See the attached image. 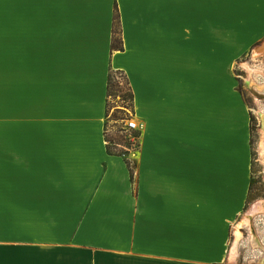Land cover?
Instances as JSON below:
<instances>
[{
    "label": "crops",
    "instance_id": "1",
    "mask_svg": "<svg viewBox=\"0 0 264 264\" xmlns=\"http://www.w3.org/2000/svg\"><path fill=\"white\" fill-rule=\"evenodd\" d=\"M262 45L264 0H0V264H223ZM115 73L134 151L106 139Z\"/></svg>",
    "mask_w": 264,
    "mask_h": 264
},
{
    "label": "rangeland",
    "instance_id": "2",
    "mask_svg": "<svg viewBox=\"0 0 264 264\" xmlns=\"http://www.w3.org/2000/svg\"><path fill=\"white\" fill-rule=\"evenodd\" d=\"M262 48L261 50L254 51V54L241 59L237 63L235 69L236 75L240 77L238 89L251 111L252 118L251 147L253 175L248 205L245 212L242 214V216L245 214V217L256 202L264 200V156L262 157L261 151V147H264V46ZM116 83H118V87L114 88ZM112 85L113 87L109 90L106 128V139L109 143V148L113 149V144H121L125 147L136 149L138 146V139L134 142L131 135L124 131L125 122L133 117L131 103L125 96L127 92L126 81L119 74L113 75ZM114 93H118V96H114ZM120 95L121 97H119ZM132 136L138 137L136 134ZM262 207L257 212H262V215H264V208ZM241 217L239 218L240 221L235 224L233 230V244L235 242V230L239 228L238 231L240 232V238L235 248V260H231L229 255L223 264H246L248 261L259 256L255 250L248 251V249H246L244 231L248 229V231L251 232V234H249L250 241H255L257 248L259 247V241L256 236L261 234V231L259 228L256 229L254 227L251 216L249 225L242 224L243 217ZM233 244H231L230 249L233 247ZM259 262L258 264H264L263 259H259Z\"/></svg>",
    "mask_w": 264,
    "mask_h": 264
},
{
    "label": "built area",
    "instance_id": "3",
    "mask_svg": "<svg viewBox=\"0 0 264 264\" xmlns=\"http://www.w3.org/2000/svg\"><path fill=\"white\" fill-rule=\"evenodd\" d=\"M142 129V125L138 124V122L131 117L130 119H128L125 122L124 125V131L126 133H129L132 137V139H134L133 141L135 142L136 139H138V137L136 136H132L134 135L132 132H137L139 130ZM128 150L125 151H129V150H135L133 148H128L126 147ZM137 148V147H136ZM123 156H125L123 154ZM252 222L254 223V227L257 229L259 228V230L261 231V234L257 235L256 238L259 241V247L257 248H253L251 241H250V236L249 234H251L250 231H248V229L246 231H244L245 234V247H247L246 249L249 250H255L258 253V257H255V259L248 261L246 264H258L259 259H263L264 260V215H262V212H257L254 216H252ZM244 244V243H242Z\"/></svg>",
    "mask_w": 264,
    "mask_h": 264
},
{
    "label": "bare ground",
    "instance_id": "4",
    "mask_svg": "<svg viewBox=\"0 0 264 264\" xmlns=\"http://www.w3.org/2000/svg\"><path fill=\"white\" fill-rule=\"evenodd\" d=\"M246 68V67H245ZM264 129V128H263ZM262 148V157L264 156V147H261ZM260 205L261 204H259V203H256V204H254L251 208H250V210L248 211V213H247V215H246V217L245 216H243V219H242V224H244V225H249L250 224V220H251V217L250 216H253V215H255L256 213H257V211L258 210H260ZM239 227V226H238ZM238 229L239 228H237L236 230H235V242H234V244H233V247H231V250H230V253H229V255H230V259L231 260H235V248H236V243H237V241H238V239L240 238V232L238 231ZM252 239H253V237H252ZM251 244H252V246L254 247V248H256V246H257V244L255 243V241H253V242H251ZM259 263H261V262H259Z\"/></svg>",
    "mask_w": 264,
    "mask_h": 264
},
{
    "label": "trees",
    "instance_id": "5",
    "mask_svg": "<svg viewBox=\"0 0 264 264\" xmlns=\"http://www.w3.org/2000/svg\"><path fill=\"white\" fill-rule=\"evenodd\" d=\"M116 33V31H115ZM118 73H115L114 75H117ZM120 75V74H119ZM122 76V75H121ZM112 80H113V75L109 76V80H108V95H109V90L111 89V87H113L112 85ZM127 84V83H126ZM118 87V83H116L114 85V88H117ZM120 93V92H119ZM117 95L118 96V93H114V96ZM126 98L130 101V103H132V100H133V95L130 91V89L128 88V85H127V92L125 94ZM121 97V95L119 96Z\"/></svg>",
    "mask_w": 264,
    "mask_h": 264
},
{
    "label": "water",
    "instance_id": "6",
    "mask_svg": "<svg viewBox=\"0 0 264 264\" xmlns=\"http://www.w3.org/2000/svg\"><path fill=\"white\" fill-rule=\"evenodd\" d=\"M262 97V96H261ZM264 98V97H263Z\"/></svg>",
    "mask_w": 264,
    "mask_h": 264
}]
</instances>
